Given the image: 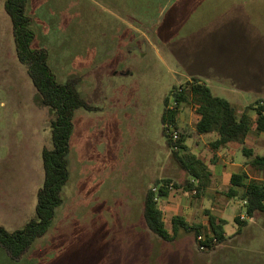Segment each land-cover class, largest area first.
I'll return each mask as SVG.
<instances>
[{
    "label": "rangeland",
    "instance_id": "374dc122",
    "mask_svg": "<svg viewBox=\"0 0 264 264\" xmlns=\"http://www.w3.org/2000/svg\"><path fill=\"white\" fill-rule=\"evenodd\" d=\"M0 9V174L5 180L14 175L20 197L12 213L0 211V225L15 231L37 203L53 115L18 61L10 17ZM27 11L32 47L48 54L58 83L79 78L94 110L75 113L70 179L48 233L19 259L0 247V264H264V230L252 238L244 233L223 262L222 256L206 258L215 245L201 250L193 233L163 241L143 216L144 196L163 170L176 199L199 202L195 191L174 187L186 178L163 133L165 100L172 104L174 87L195 76L238 111L264 102V0H29ZM180 120L181 154L211 161L213 148L195 134L191 106L181 107ZM245 146L264 155V139L255 134ZM233 147L242 158V146ZM238 228L231 221L224 231L232 236Z\"/></svg>",
    "mask_w": 264,
    "mask_h": 264
},
{
    "label": "trees",
    "instance_id": "16d2710c",
    "mask_svg": "<svg viewBox=\"0 0 264 264\" xmlns=\"http://www.w3.org/2000/svg\"><path fill=\"white\" fill-rule=\"evenodd\" d=\"M28 3L29 0H6L4 8L12 23L18 61L28 67L29 77L41 104L49 108L53 115L50 121L52 149L44 148L42 151L44 181L37 193L35 217L23 229L13 232L0 226V247L4 248L12 259L21 258L51 228L56 210L64 204L63 191L70 179L68 156L74 132L75 113L79 109L94 110L78 89L79 78L70 77L64 83H58L49 66L48 54L32 47L34 34L30 29L32 19L27 11ZM171 95L177 106L174 111H169V98L165 100L163 125L168 120L177 124L181 107L186 104L191 106L195 118V134L217 136V139L211 142L213 149L218 150L231 143L242 146L251 178L245 173L234 174L229 196L246 202L244 208L249 217L264 215V155H255L252 149L245 146L250 134H264V102L256 101L254 105L238 111L228 100L215 96L211 89L195 76L185 86L174 87ZM250 110L254 111V118L249 115ZM180 136L179 151H172V144L167 139L172 158L186 173L182 183L174 187H183L186 192L196 191L199 195L201 189L207 187L210 173L202 159L193 154H181L186 147L185 136ZM188 176L191 179H188ZM171 182L170 179H157L154 185L158 187V191L149 188L146 192L143 202L145 223L153 234L165 242L176 241L184 233H193L197 240L202 234L201 227L189 226L181 216L172 219L171 232L166 228L159 200L171 194ZM236 221L240 222L239 218ZM209 223L211 235H205L206 241L201 244L211 248L214 239L218 243L223 242L225 221L210 216Z\"/></svg>",
    "mask_w": 264,
    "mask_h": 264
},
{
    "label": "crops",
    "instance_id": "0c3cea01",
    "mask_svg": "<svg viewBox=\"0 0 264 264\" xmlns=\"http://www.w3.org/2000/svg\"><path fill=\"white\" fill-rule=\"evenodd\" d=\"M5 2L6 0H0V7L2 5V7L4 8ZM180 121L181 120H180V114H179L177 126H179ZM194 125H195V122H194ZM194 131H195V128H194ZM251 135L253 134H250L248 136L246 143L248 142ZM257 136L259 138L264 139V134H260ZM199 137L201 138V141L204 144H205V140L209 139L210 145H211V142L217 139V136L215 134L201 135ZM234 144L235 143L228 144L227 146L221 149H218V150L212 149L214 151V157L211 159V161H206L202 159L201 157H198L199 155L197 153L195 152L193 153V155L203 160L205 166L207 167L208 172L210 173V179H209L207 187H203L199 195L196 197L199 200V202H194L192 200L188 201L186 197H184L182 200L176 199L175 195L172 194V192L167 198H165L163 202L162 201L160 202L159 200V208L164 213V220L166 219L165 210L168 209L167 212L170 214L171 220L175 216H181L182 218H184V220L188 223L189 226H192V227L200 226L201 233H202L201 235H204V236L207 234L211 235L210 223H209L210 216H213V217L218 218L219 220L225 221L224 227L230 224L231 221L238 223L239 228L236 230V232L232 236H228L224 231L223 242L215 245L216 247L215 250L211 251L206 256V258H210V259L222 256L223 262H226L227 251L233 250L232 245L236 242L241 243L239 240L241 239V236L244 235V233L247 232L249 238H252L254 233H256L258 230L260 231L264 230V215L257 214L251 217L253 220L251 221L252 222L251 224L254 227H249V229L242 227L246 221H240V222L236 221L239 218L240 213L243 210H245V208H244L243 202H241L238 197L229 196L230 190L232 189L231 178L234 174H241V173H245L246 175L249 176V178H251V176L249 173V166L247 165V158L244 155L242 158L237 157V155L234 153V147H233ZM250 149L253 150L255 155H259L255 153L252 147H250ZM39 151L40 150H38V152ZM41 155H42V152H41ZM21 156H25V155H21ZM231 172L233 173L231 174L230 178H228V175ZM24 173L25 172H23L22 174ZM7 174L8 172L6 171V175ZM39 174H40V170H39ZM2 176L0 174V211L3 212L2 213L3 215H5V213L8 214L7 212L11 210L12 211L10 213H12L14 209L17 208L18 199L20 200V197L18 198V195L15 194L16 192L15 190L17 187L12 188L16 181V179H14L13 177L14 175L8 174L7 180L2 179ZM23 176L24 178H26L27 174ZM22 177L20 178L22 179ZM166 177H170V173H166V170H163L162 175L159 178H155L154 180H157V179L161 180V179H165ZM38 181L39 183H41V177L39 175H38ZM42 185H43V182H42ZM25 188H29V184L27 182H26ZM39 190H40L39 186H37L34 189V192L36 193V195ZM236 190L238 191L239 189H236ZM160 203L161 204L167 203L169 207L166 205L168 208L163 209L160 206ZM35 207L36 205H34L33 203H30L29 205L30 216L27 218L29 219V221L32 219L33 213H35ZM226 216H228V218H226ZM9 217L11 221L13 219L12 215L9 214ZM260 221H263V223L260 224ZM0 226L5 228L4 225H0ZM224 227H223V230H224ZM9 232H13V231H9ZM220 262L221 261L218 260V264ZM250 264H257V262L252 261Z\"/></svg>",
    "mask_w": 264,
    "mask_h": 264
},
{
    "label": "built area",
    "instance_id": "2783aa9c",
    "mask_svg": "<svg viewBox=\"0 0 264 264\" xmlns=\"http://www.w3.org/2000/svg\"><path fill=\"white\" fill-rule=\"evenodd\" d=\"M176 106H177V103L173 100L172 104L169 103L167 109L169 111H174L176 109ZM163 128H164V133L165 135L167 136L168 140L171 142V150L172 151H179L180 150V147L178 146V142L180 140V133H179V130H178V126L177 124H174L173 122L171 121H166L165 124L163 125ZM173 185H170V188L172 189ZM153 190L155 192L158 191V187H154ZM196 193V191L194 192ZM246 202H244L243 204L245 205ZM239 220L240 221H247V220H252L251 217H249L247 214H240L239 215ZM197 241L200 245V249L201 250H207V246H205L204 244H201V243H204L206 241V237L204 235H199L197 237ZM218 244V241L216 239L213 240V243L212 245H217Z\"/></svg>",
    "mask_w": 264,
    "mask_h": 264
}]
</instances>
